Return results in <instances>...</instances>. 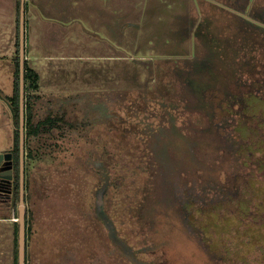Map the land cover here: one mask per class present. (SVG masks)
Wrapping results in <instances>:
<instances>
[{"label":"rangeland","instance_id":"obj_1","mask_svg":"<svg viewBox=\"0 0 264 264\" xmlns=\"http://www.w3.org/2000/svg\"><path fill=\"white\" fill-rule=\"evenodd\" d=\"M231 1L49 0L56 22L44 29L25 10L38 116L78 121L25 148L26 264H264V225L240 222L261 212L238 214L239 158L210 130L223 126L215 106L227 89L245 91L251 68L264 74V0ZM16 16L0 0V152L14 140ZM226 224L233 240L219 234ZM235 225L246 227L238 237ZM17 228L0 220V264H15Z\"/></svg>","mask_w":264,"mask_h":264},{"label":"trees","instance_id":"obj_2","mask_svg":"<svg viewBox=\"0 0 264 264\" xmlns=\"http://www.w3.org/2000/svg\"><path fill=\"white\" fill-rule=\"evenodd\" d=\"M20 5L21 0L17 1V54L15 55V70H14V88L13 93L9 95L10 98V110L13 117V125H14V140L13 146L15 150V154L17 157V164L19 160L20 154V56H19V41H20V31H19V22H20ZM260 15V14H259ZM257 17L259 19L260 17ZM260 33L264 36V31H260ZM243 45V44H242ZM245 44L243 46H247ZM251 45H248V47ZM243 49V47H242ZM242 55V53H240ZM241 57V56H240ZM195 67V66H194ZM197 68L200 67V64L196 66ZM254 75H245L243 74L241 80L247 87V89L243 92L241 90H233L230 91L228 88L225 92V97L222 96V101L218 102L219 105L215 106L216 110L222 111L223 114L222 118V125L214 128H210L211 131L216 133V136H225V141L229 143V148L231 151L238 156V162L240 163V170L235 174L236 181H242L244 185V190L239 191V194L233 193L234 203L237 205L238 214H243L245 216H249L253 211L256 210L260 211V214H255L254 219L246 218L240 219V222L244 224L246 227L248 223H254V220L258 221V223H254L259 227L264 225V213L262 209L264 208V74H260L259 72L256 73L252 70ZM194 74V73H190ZM242 74V73H241ZM195 75V74H194ZM190 75L188 77L187 82L191 85V82L195 81V76ZM25 148L28 147V141L30 142L31 139L37 140L38 146L43 147L48 142L52 141V136L56 134V132L66 134L67 131L76 128L78 121H73L72 119L68 118L66 113L63 112H53L48 113L45 116H38L36 101L40 97V93L38 92L40 88V74L39 72L30 66L25 59ZM194 77V78H193ZM235 91V92H234ZM237 91V92H236ZM224 97V98H223ZM254 98H257L256 101H261L259 109L256 110L254 113L250 112L251 103ZM240 108H242L240 110ZM238 112V117H235L234 110ZM249 109V110H248ZM256 118L255 122L251 123V118ZM243 121V122H242ZM227 149V147H226ZM38 151H34L31 148L28 151V154L33 156L37 155ZM190 188V190H195L194 187H185ZM184 191V189H182ZM182 194V193H181ZM192 196V193H190ZM179 197V196H178ZM211 197V196H210ZM220 198V197H219ZM230 198L232 196L230 195ZM212 200L216 199V197L211 198ZM181 204L184 207H187L188 212H186V218L189 220L190 218V207L188 205L187 200L184 197H179ZM206 200V195L204 197ZM19 201V191L15 192V201L13 206L17 209V204ZM225 200L217 199L214 203L215 206L218 204L222 205ZM243 203V204H242ZM219 205V206H220ZM218 206V207H219ZM250 207V210L248 209ZM253 210V211H251ZM18 211V210H17ZM209 221L211 218L214 217L211 213H214L219 216V214L214 211L210 210L207 212ZM227 213V212H225ZM201 214V213H200ZM224 214V212H223ZM222 214V215H223ZM221 215V216H222ZM236 215V217H239ZM27 216V215H26ZM212 216V217H211ZM17 222V221H15ZM262 224V225H261ZM243 225H235L236 227V235L238 237V230L240 228L241 232L243 233V229L246 227ZM228 227H234L231 225H225L220 227L219 234H226L224 238L229 239L232 237L228 235ZM17 228V233H18ZM212 230V229H211ZM251 234V231H249ZM248 234V233H247ZM249 235V234H248ZM210 238V235H208ZM202 238L205 241L204 235L202 234ZM223 238V239H224ZM18 239V234H17ZM233 240V237L231 238ZM236 241V239H235ZM257 244V243H256ZM212 246H215L213 242H211ZM233 243L231 244V248L233 251H236L235 257H237V249L233 247ZM229 249V248H228ZM225 249H222V253H219L220 256L228 257L227 255L230 254V249L227 252ZM219 249H216L214 252H219ZM258 250V247L256 248ZM255 250V251H256ZM211 251V250H210ZM234 251V252H235ZM244 251V250H243ZM15 264H18V247L17 253L15 255Z\"/></svg>","mask_w":264,"mask_h":264},{"label":"water","instance_id":"obj_3","mask_svg":"<svg viewBox=\"0 0 264 264\" xmlns=\"http://www.w3.org/2000/svg\"><path fill=\"white\" fill-rule=\"evenodd\" d=\"M20 200L18 204V264H26V204L24 194V156H25V0L20 5ZM11 154V153H10ZM4 157V153H0Z\"/></svg>","mask_w":264,"mask_h":264},{"label":"flooded vegetation","instance_id":"obj_4","mask_svg":"<svg viewBox=\"0 0 264 264\" xmlns=\"http://www.w3.org/2000/svg\"><path fill=\"white\" fill-rule=\"evenodd\" d=\"M214 2L215 4H217L216 1ZM243 2L244 0L242 1L241 7H239L238 10H241L243 6ZM242 12L244 13V11ZM242 12L241 14H243ZM0 153H4V157L3 158L0 157V207L4 211L5 210L9 211V208L11 206L14 208L13 203L15 201V192L17 190L19 191V200H20V154L17 164V157L13 145L11 149L2 151ZM24 180H25V156H24Z\"/></svg>","mask_w":264,"mask_h":264},{"label":"crops","instance_id":"obj_5","mask_svg":"<svg viewBox=\"0 0 264 264\" xmlns=\"http://www.w3.org/2000/svg\"><path fill=\"white\" fill-rule=\"evenodd\" d=\"M14 1H15V4H17L18 0H14ZM83 1L84 0H82V2ZM90 1H97V0H90ZM49 5H50L49 0H25V8H26L25 10H26V13L29 14V19L31 21H33L35 19H38V18H41L42 22L46 21V20H49V19L56 22V20L54 19V16L50 15L51 13L48 14L46 12V9L51 7ZM15 19H17V16L15 17ZM77 19L80 20L79 17ZM44 26H45V24L43 22V24H42L43 29H44ZM32 32L34 33L35 29L32 28ZM47 34L49 35V32H47ZM41 35H43V34H41ZM26 58H27V55L25 53V59ZM59 67H61V66H59ZM13 209L14 208L11 206V211L10 212H12ZM0 212L1 213L5 212L4 214L9 215L8 217H0V220H10V221L15 222L14 220L11 219L13 212L10 213L7 210L4 211L2 208H0Z\"/></svg>","mask_w":264,"mask_h":264},{"label":"built area","instance_id":"obj_6","mask_svg":"<svg viewBox=\"0 0 264 264\" xmlns=\"http://www.w3.org/2000/svg\"><path fill=\"white\" fill-rule=\"evenodd\" d=\"M18 218L19 217H18L17 213H15V211L13 210L11 219L14 220V221H18Z\"/></svg>","mask_w":264,"mask_h":264}]
</instances>
